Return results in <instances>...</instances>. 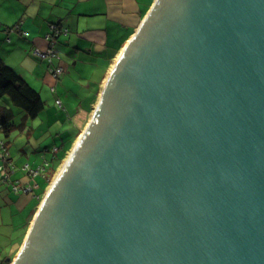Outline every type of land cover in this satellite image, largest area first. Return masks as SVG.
<instances>
[{"label": "water", "instance_id": "1", "mask_svg": "<svg viewBox=\"0 0 264 264\" xmlns=\"http://www.w3.org/2000/svg\"><path fill=\"white\" fill-rule=\"evenodd\" d=\"M10 264H264V0L155 1Z\"/></svg>", "mask_w": 264, "mask_h": 264}, {"label": "crops", "instance_id": "2", "mask_svg": "<svg viewBox=\"0 0 264 264\" xmlns=\"http://www.w3.org/2000/svg\"><path fill=\"white\" fill-rule=\"evenodd\" d=\"M155 1L0 0V56L34 88L43 85L44 89L48 84L47 88L50 87V91L53 90L58 95L56 100L60 99L62 104L59 90L65 97L70 96L75 86L80 87L77 88L80 91H86L84 95L89 102L82 104L74 116L80 117L82 127L86 117H92L109 74ZM51 23L68 28V32L61 34L56 44L57 56L54 61L65 69L57 79L48 72L47 61L33 55L34 48L47 47L46 34ZM84 79L85 82L82 83L81 80ZM39 93L41 94L40 91ZM10 104L12 102L9 99H0V110L7 108L13 113V109L8 107ZM9 136L0 129V141H5L9 161L14 164ZM73 137L74 143L76 134H73ZM49 169L48 165L45 172ZM44 176L50 183L51 175L46 173ZM11 177H21L23 183L29 182L35 186L34 178L31 179L27 174L17 176L14 171ZM1 178L0 173V199L6 201V204L14 205L16 209L25 212L31 206L30 203L34 202L33 208L25 217L26 222H23L19 244L2 263L6 264L21 248L37 213L39 201L48 190L42 193L36 192V189L34 193H16L12 190L11 183L3 182ZM10 193L22 195L12 203L9 199Z\"/></svg>", "mask_w": 264, "mask_h": 264}, {"label": "rangeland", "instance_id": "3", "mask_svg": "<svg viewBox=\"0 0 264 264\" xmlns=\"http://www.w3.org/2000/svg\"><path fill=\"white\" fill-rule=\"evenodd\" d=\"M46 63H48V61ZM47 69L49 70L48 72L50 75L54 79H57V77L51 73L49 63ZM81 82L84 83L85 79L81 80ZM42 86L43 85H38L37 88L35 87L41 92L42 97L46 100L45 109L38 116L31 118L27 116L21 108L14 106L13 104L8 106L14 111L15 126L11 130L8 139L10 140V152L15 160V173H17V176L27 174V171L23 169L26 164L30 165L29 169L36 170L39 169L40 166L45 165L46 160L49 159L52 162V166L47 172L42 170L36 177H34L36 192L40 193L46 189L49 190L55 178L63 168L65 161L76 144V141L91 120V117H86V120L81 127L80 117H74L75 113L81 108V106H83L82 104L89 102L84 95L86 91H80L77 89L80 87L75 86L76 88L72 90L70 96L65 97L61 90H59L58 94H60L63 101V104L60 105L56 102L58 95L53 90L50 91V87L47 88L48 84H46L44 89H42ZM80 127L81 130H79L76 140L71 146L73 134H75ZM68 145L72 148L68 151L65 158L64 155L67 150H69ZM54 147L60 148L55 156L56 159H53ZM46 168L47 167H45V170ZM54 168L57 170L54 171ZM46 173L51 175L50 183L46 179V176H44ZM20 178L21 177H17L19 180ZM46 193L47 192H45V195ZM21 195L22 194L16 195L10 193L9 199L12 203H15ZM45 195L39 201L38 209ZM6 203V201L0 199V264L8 258V255L11 254L19 244V237L23 232V222H26L24 221L25 217L34 205V202L32 201L30 203L31 206L24 212L16 209L14 205H8ZM28 231L29 229L27 230V233Z\"/></svg>", "mask_w": 264, "mask_h": 264}, {"label": "trees", "instance_id": "4", "mask_svg": "<svg viewBox=\"0 0 264 264\" xmlns=\"http://www.w3.org/2000/svg\"><path fill=\"white\" fill-rule=\"evenodd\" d=\"M53 64L58 65L55 61ZM0 97H6L9 99L13 105L21 108L26 115L31 118L38 116L45 109L46 105L45 100L39 91L35 89L27 80H25L12 66L7 64L2 56H0ZM14 126L15 122L11 109L4 108L0 110V129H3L5 135L9 136ZM78 133L79 131L75 133L76 136ZM73 138L75 139V137ZM74 139L72 140V143ZM68 147L70 150L71 146L68 145ZM59 149V147L53 148V159ZM69 150L65 153V158ZM46 162L49 164V168H51V160L48 159ZM56 170L57 169L54 168V171ZM12 259L6 262V264H10Z\"/></svg>", "mask_w": 264, "mask_h": 264}, {"label": "built area", "instance_id": "5", "mask_svg": "<svg viewBox=\"0 0 264 264\" xmlns=\"http://www.w3.org/2000/svg\"><path fill=\"white\" fill-rule=\"evenodd\" d=\"M68 28H65L63 26H60L58 23H51L50 24V30L46 34V40L48 42V45L45 49H41L39 47H36L33 49V55L45 59L49 63V69L51 73L55 77H59L64 73V67L61 65H54V59L57 56V40L59 36L63 33H67ZM57 103L62 105V102L60 99H57ZM9 152L6 148L5 141H0V173L2 175V181L3 182H10L12 186V190L15 192H22V193H33L35 186L31 185V183H23L19 179H12L11 174L15 171V165L10 162L9 160ZM49 164L46 162L45 165H42L39 167V169H29L30 165L26 164L23 168L27 171V175L32 179L36 177L42 170L45 171V167H47Z\"/></svg>", "mask_w": 264, "mask_h": 264}]
</instances>
